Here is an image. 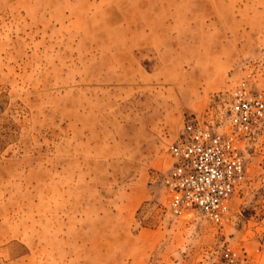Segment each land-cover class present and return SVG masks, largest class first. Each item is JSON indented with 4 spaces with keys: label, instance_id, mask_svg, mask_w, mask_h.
<instances>
[{
    "label": "rangeland",
    "instance_id": "obj_1",
    "mask_svg": "<svg viewBox=\"0 0 264 264\" xmlns=\"http://www.w3.org/2000/svg\"><path fill=\"white\" fill-rule=\"evenodd\" d=\"M241 89L264 101V0H0V264H264V115L220 226L161 186Z\"/></svg>",
    "mask_w": 264,
    "mask_h": 264
},
{
    "label": "built area",
    "instance_id": "obj_2",
    "mask_svg": "<svg viewBox=\"0 0 264 264\" xmlns=\"http://www.w3.org/2000/svg\"><path fill=\"white\" fill-rule=\"evenodd\" d=\"M264 115V101L242 89L228 106V133H219L196 120H187L168 148L171 165L161 181L172 216L198 214L220 226L232 199L245 183L240 141Z\"/></svg>",
    "mask_w": 264,
    "mask_h": 264
},
{
    "label": "crops",
    "instance_id": "obj_3",
    "mask_svg": "<svg viewBox=\"0 0 264 264\" xmlns=\"http://www.w3.org/2000/svg\"><path fill=\"white\" fill-rule=\"evenodd\" d=\"M141 197H142V194L139 193V196L137 197V199H141ZM139 201H144V200H132V205L139 202Z\"/></svg>",
    "mask_w": 264,
    "mask_h": 264
}]
</instances>
